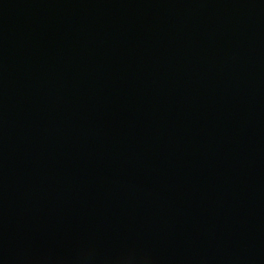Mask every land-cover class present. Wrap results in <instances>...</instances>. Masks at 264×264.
Listing matches in <instances>:
<instances>
[{"label": "water", "instance_id": "1", "mask_svg": "<svg viewBox=\"0 0 264 264\" xmlns=\"http://www.w3.org/2000/svg\"><path fill=\"white\" fill-rule=\"evenodd\" d=\"M0 264H264V0H0Z\"/></svg>", "mask_w": 264, "mask_h": 264}]
</instances>
